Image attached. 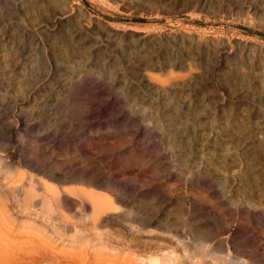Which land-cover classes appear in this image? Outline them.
Returning a JSON list of instances; mask_svg holds the SVG:
<instances>
[{"label":"rangeland","instance_id":"1","mask_svg":"<svg viewBox=\"0 0 264 264\" xmlns=\"http://www.w3.org/2000/svg\"><path fill=\"white\" fill-rule=\"evenodd\" d=\"M71 1L82 5L87 13L83 15L81 10L77 11L73 6L68 10L70 21L66 28L75 29V25L83 21L88 24L85 19H88V15L92 16L93 38L89 37V41L85 44L88 48L84 47L87 52L84 60L89 59V66L92 60H97L94 67L91 66L94 77L97 78V75L102 73L98 76V81L92 83V88L88 86V89L91 88L90 90L95 94L84 93L85 87L83 91L72 95L71 99L67 100L66 85L62 87L59 85L64 84L62 79L67 78L66 75L69 74H67L68 64L62 59L50 63L45 62L43 58L44 55L50 53L49 45H46L48 51L44 53L43 48L42 55L37 53L39 58L27 64L26 71L21 69L25 71V75L22 78L19 76L21 78L18 82L19 88L11 89L10 74L3 76L4 79L0 77V81L9 85L8 89H0V140H3L0 141L3 145L0 149V199L4 201L1 205L7 209L11 217H9L11 221L8 219L11 225L9 226L15 231L13 234L16 233L15 239L10 237V240H26L29 235L28 231L42 232L48 225L45 217L25 214L21 211L22 209L14 207L13 201L8 203L9 199L17 197L18 192H7L13 184L6 183L12 179L14 174L17 177L20 171H26L27 168L23 164L28 161L26 155L29 154V150L37 148L40 155L43 151L45 152L46 158L64 164H79L86 161L81 151V145L84 144V146L89 145V149L86 150L92 156L90 164L96 163L100 168L102 167L105 171L109 170L125 182L127 191L125 198L135 205L136 211L125 212L120 216L98 223L95 229L99 233L95 234L90 224L86 222L87 212L82 210L81 206L74 204L71 208L72 221L77 224V227L75 229L72 225L65 229L60 227L63 237L59 239L55 236L56 234H51L50 250L53 255L70 258L72 253L66 254V251L69 253L72 246L79 249L80 246L76 244L77 240L78 243H83L82 245L89 242L92 247H105L102 252L105 253V262L111 264L114 262L110 258L115 254L131 260L132 264H149L150 256L157 257L161 260V264L163 260H170L172 264H257L256 262L263 264L264 256L260 253L264 254V192L255 191L249 195L246 193L247 181L257 183L258 186L262 182L258 178H250L259 172L262 166L256 165L251 160L257 149L255 147L258 145L251 143L249 148L244 146L238 150L236 163L233 161L232 154L224 155V160L231 164L228 171L219 172L216 171L215 165H207V158L210 156L207 151L212 148L210 146L214 133L219 132L224 116L229 113L241 115V108L249 106L248 99L236 96L238 87H230L225 78L217 83H209L211 80L206 77L196 78L204 84L203 95H213L210 100L207 99L210 105L202 106L198 113L202 117L212 113L213 117L221 122L213 125L209 123L211 117H208L201 121V126H194L205 133L203 151H198L199 147L195 142L190 151H187L182 143L178 144L175 141L177 139L169 143L174 133L169 132L170 138L165 136L164 130H158L153 122L148 119L144 120L141 117L142 112L138 109L137 111H125L122 107L123 110L118 107L116 116H118L119 123L113 125L109 123V120L112 121L113 118H110L109 110L106 109L108 106L111 107L109 102L113 101L114 93L117 94L109 87L114 78L122 76V68L126 66L123 62L127 60L126 51L117 54L119 52L117 41L122 42L125 48L137 43V37L128 36L126 33L138 30L147 33L148 38H154L155 36H149L158 34V32L195 33L202 38L207 37L211 42L202 44L204 46L200 48L203 52V63L201 64H213L216 73L221 70V66L229 64V67H232L233 63H237V67L247 69L249 64L240 63V56H243L245 52L250 55L264 54L262 12L259 11L257 14L253 11L246 12L244 18L238 19L212 18L207 17L205 12L197 10L182 13L161 12L165 0L157 2L155 6L157 12L154 14L143 13V9L148 8L144 5V0ZM241 1L246 8L249 3L258 2V0ZM124 3L131 6L124 8ZM261 4L262 2L259 5ZM71 5L73 4L70 3ZM109 26L125 31L120 38L111 37L114 43L109 45L105 54V56H111L110 53L117 54V57L123 61L120 64H112L107 57L98 60L97 58L101 55L94 49V37L105 35L102 28ZM47 34L53 35L54 33L48 32ZM37 35L41 40L43 39L40 32L36 33ZM209 36L220 39L213 38L211 41ZM105 38L108 37L105 36ZM160 38L162 40L159 42L148 46L144 44L146 46L140 53L143 52V56L165 58L167 55L165 53L175 49L180 50L178 51L179 58L190 62L185 59L186 55L194 53V47H190L191 44L187 41L189 38L180 39L179 35L178 37L160 36ZM45 43L48 42L45 41ZM194 45L193 43L192 46ZM190 49H193L192 52L189 51ZM194 55L197 56L196 53ZM207 59L210 60L206 61ZM103 62L106 64L104 69H101ZM49 64L53 69H59L57 74L64 73L65 75L58 76L59 79L55 80L54 85L48 87L50 91L42 90L43 103L39 108L24 104L26 111L21 114H27L31 118L29 123L34 126L40 122V128L33 130L31 126H26L19 117L17 120V116L12 112V103L14 100H19L20 91L23 86L28 85L30 77L47 69ZM169 65L165 59H162L151 66L148 73L164 79L168 77L169 71H172L171 73L177 78H182L196 67L201 70L199 65H185L183 69L175 70H171ZM162 66L163 69L159 70ZM81 73L83 72L77 74ZM136 78L131 80L135 82ZM60 88L61 90L56 95L54 89L59 90ZM120 97V103L123 106L125 98L123 95ZM81 102H86L85 107H81ZM135 108L138 106L135 105ZM256 109L259 112L251 124L257 125L264 135V99L256 102ZM126 118L130 124L126 123ZM188 123L191 124V121ZM51 125L55 126V133L52 132L46 138H42V135L39 137L38 133H42L43 128ZM74 126L77 132L73 131ZM134 128H138L137 143L140 144L141 140L145 139L143 145L146 148L142 151L144 154L137 151L138 147L131 145L130 142L114 145L115 137H122L127 134L123 133L124 131ZM199 134L197 132V138ZM36 135H38L37 140H35ZM217 141L222 143L220 140ZM220 150L221 154L223 152L225 154L222 148ZM8 172L11 175L8 176ZM249 198L259 200V204L250 205L246 201ZM155 200L157 204L154 207L155 215L152 221L147 224L134 222L133 217L139 218L146 215L144 211L146 208L141 203L155 202ZM9 208H14V210L10 211ZM191 228H199L204 230L203 234L209 233L210 235H207L205 241H200L194 236ZM46 231L51 232L50 227H47ZM98 236L103 242L105 240L104 244L99 242Z\"/></svg>","mask_w":264,"mask_h":264},{"label":"bare ground","instance_id":"2","mask_svg":"<svg viewBox=\"0 0 264 264\" xmlns=\"http://www.w3.org/2000/svg\"><path fill=\"white\" fill-rule=\"evenodd\" d=\"M159 1L161 2L162 0H144V5L148 8L143 9V13H156L155 6ZM165 1L160 10L164 13H182L197 10L205 12L207 17L238 19L244 18L246 12L251 13L250 11H253V13L257 14L260 11L264 19V0L249 3L248 8L244 6L241 0ZM259 1L260 3L262 2L261 6ZM70 3L73 5L70 6ZM73 6L77 11L81 10V14L85 15L87 13L82 5L71 0H0V77L2 76L1 79H4L5 77L3 76L10 74L11 89L19 88L18 82L19 79L24 77L27 64H31L33 60L36 61L39 58L36 54L42 55L43 48L44 53L48 51L46 45H49L50 53L44 55L43 60L50 63L51 61L55 62L58 59H62L68 64L67 74L69 73L70 76H68L69 74L66 75L67 78L62 79L64 84L59 85L60 87L66 85L67 100L71 99L72 95L83 91L85 87L84 93H93L90 90L92 83L98 81V76L102 73L100 72L97 78L94 77L91 66L94 67L93 65L97 63V60H92L90 66L89 59L84 60L85 56H87L84 47L88 48L85 44L89 41V37L93 38L92 16L88 15V19H85L88 24L83 21L77 23L75 29L66 28L70 21L68 10L73 8ZM128 6L131 5L128 3L123 4L124 8ZM57 8L59 10H56ZM65 31L68 32L65 33ZM102 31L105 35L94 37V49L101 55L97 58L98 60L99 58L107 57L109 61H112V64H120L123 61L117 57V54H121L124 51L127 52L125 55L127 60L123 62L126 66L122 68V76L114 78L111 87H109L110 90L113 89L117 93H114L113 101L109 102L107 100L111 107L108 106L106 109L109 110L108 115L110 118H113L112 121L109 120L111 125L119 123L117 121L118 116H116L118 107H122L125 111H137L138 109V111L142 112L141 117L144 120L148 119L153 122L158 130H164L163 134L165 136L170 138L171 134L169 132L174 133V136L170 138L172 140L168 141L169 143L175 141L178 144L182 143L185 149L190 151L193 142H195L199 147L198 151H203L205 133L194 126H201V121L208 117H211L209 123L213 125L221 122H218L212 113L206 117H202L198 113L201 111L202 106L210 105L207 103V99L210 100L213 95L204 96V84L197 81L196 78L206 77L211 80L209 83H217L225 78L230 87H238L236 96L248 99L249 106L241 108V115L229 113L224 116V120L219 126V132L214 133L212 145L210 146L212 148L207 151L210 155L207 158V165H215L216 171L219 172L228 171L227 169H229L231 164L224 160V155L232 154L233 161L236 163L238 150L244 146L249 148L251 143H255L258 147H255L257 149H255L254 157H251V160L256 165L260 164L262 166L259 168L260 171L256 172V174L252 173L254 175L250 178H258L262 182L258 186L257 183L247 181L246 193L249 195L255 191L264 192V135L257 125L251 124L259 112L256 109V102H261L264 99V54L254 53L250 55L245 52L239 59L241 60L240 63L249 64L247 69L237 67V63H233L232 67H229V64L221 66V70L216 73L213 69V64H201L203 63V52L200 48L204 46L202 44L209 42L207 37L202 38L195 33L184 31H177V33L168 31L152 34L149 37H155L148 38L146 37L147 33L134 30L126 33V35L137 37L136 44L125 48L122 42L117 41L119 52L116 55L110 53L111 56H105L106 49L114 43L112 38L116 36L118 38L122 37V33H125V31H120L113 26L104 27ZM38 32L43 36L42 40L38 35L36 36ZM48 32L54 34L48 35ZM178 35L180 39L189 38L187 41L191 44L190 47H194V50L190 49L189 51L192 52L191 50H193L197 56L195 57L194 53L185 56V59L190 62H185L183 58H179L178 51L180 50L175 49L165 53L167 54L165 58L154 56L156 57L155 59L153 56H143V52L140 53L144 46L161 41L162 38L160 36L178 37ZM105 36L108 38H105ZM210 38L211 41L213 38L220 39L209 36ZM45 41L48 43H45ZM193 43L195 44L194 46H192ZM162 59H165L170 64L171 70L183 69L185 65H199L201 70L196 67L195 70H191L182 78H177L171 73L172 71H169L168 77L164 79L150 75V72L148 73L149 68L159 63ZM208 60L210 59L206 61ZM105 64L106 62L102 63L101 69H104ZM163 66L159 67V70H162ZM126 68H128L127 71L125 70ZM58 71L59 69L55 70L49 64L47 69L31 76L28 80V85L23 86L20 91L19 100H14L12 103V112L17 116V120L20 118L26 126H31L33 130L40 128V122L34 126L29 123L31 118L27 114H21L26 111L24 104L39 108L43 103L42 90L46 91L48 89L50 91L48 87L54 85L55 80L65 75L64 73L57 74ZM79 72L83 73L77 74ZM206 74L210 76H205ZM134 77H137L135 82L131 80ZM51 82L52 84H50ZM88 86H91V88L88 89ZM8 87L7 83L0 81V89H8ZM54 90H56L57 95L61 88ZM15 95L17 96V93ZM120 95L125 98L123 106L120 103ZM85 104L86 102H81V107H85ZM135 105L138 108H135ZM211 108L214 109L212 106ZM188 121H191V124ZM126 123L130 124L128 118H126ZM135 125L137 127V124ZM165 126L166 129H164ZM55 130V126L51 125L43 128L42 133L38 134L39 137L42 135V138H46L52 132L55 133ZM74 130L77 132L76 126L73 128ZM26 131H28L27 128ZM197 132L200 133L198 138ZM123 133L127 134L122 135V137L119 136L120 139L115 137L114 145L130 142L131 145L134 144L138 147L137 151L144 154L142 151L143 148H146L143 145L145 144V139H142L140 144L137 143L138 128L129 129ZM37 137L38 135L35 136V140H37ZM217 140L222 143H218ZM0 141L2 142L3 140ZM2 146L0 143V149L3 148ZM221 148L222 151H225V154L224 152L220 153ZM86 149H89V145L84 146L82 144L81 151L84 153L86 161L79 164H64L54 159L46 158L47 156H44L45 152L43 151L42 155H40L37 148L29 150V154L26 155L28 161L23 160L25 161L23 166L27 168L26 171H20L17 177L14 174L12 179L6 183L13 184V187L7 189V192H18L17 197H12L8 203L13 201L14 207L22 209L21 211L25 214L45 217L48 221L47 227H50L51 232L46 231L47 227L42 232L36 231L37 233H33L28 231L29 235L26 240L15 241L16 233L13 234L15 231L9 224L10 215L7 209L1 205L4 201L0 199V264H111L105 262V253H102L105 247H92L86 241H83L86 243L82 245L83 243H78L76 240L77 246L80 247L75 249L72 246L69 253L66 251V254L72 253L71 256L69 255L70 258L53 255L50 250V236L52 233L56 234L55 236L59 239L63 237L60 227L64 229L70 225L74 229L77 227V224L72 221L73 213L71 208L74 204L81 206L82 210L87 212L88 220L86 222L90 224L95 234L99 233L95 229L98 223L120 216L125 212L132 213L136 211L135 205L128 202L125 198L127 192L125 182L109 170L105 171L102 167L100 168L96 163L90 164L92 156L88 154ZM246 201L250 205H256L259 202V200L252 198ZM141 204L146 208L144 210L146 215L139 218L133 217L134 222L147 224L152 221L155 215L154 207L157 201L142 202ZM38 205L41 207H36ZM8 210L12 211L14 208H9ZM11 223L13 224V222ZM191 230L200 241H205L208 237L207 235H210L209 233L203 234L204 230L199 228H191ZM10 237L14 239L11 238L12 240H10ZM98 239L101 244H104L105 240L103 242L100 236H98ZM255 254L258 255L257 252ZM260 255L264 256L263 253H260ZM110 259L114 264H132L131 260L122 258L120 254H115ZM148 263L161 264V260L155 256H150ZM256 263L261 264V262ZM163 264L172 263L170 260H163Z\"/></svg>","mask_w":264,"mask_h":264}]
</instances>
